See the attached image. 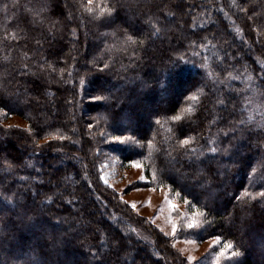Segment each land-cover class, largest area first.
<instances>
[{"label":"trees","instance_id":"obj_1","mask_svg":"<svg viewBox=\"0 0 264 264\" xmlns=\"http://www.w3.org/2000/svg\"><path fill=\"white\" fill-rule=\"evenodd\" d=\"M122 2L127 6L112 27L99 29L109 33L103 39L91 20L106 15L113 0H94L91 12L87 0H61L65 16L75 17L66 34L64 25L57 23L60 17L44 7L46 0H15V7L13 0H0V92L5 93L0 103V157H7L0 160V189H7L8 196L16 193L26 209H43L40 223L47 232L63 235L60 250L44 258L47 264H82L79 259L85 264H117L111 236L123 233L135 241L127 256L132 264L137 250L142 256L149 247L134 237L132 214L114 200L97 176L95 145L121 137L116 150L122 162L140 163L148 183L169 188L180 202L187 200L189 212L209 213L199 216L196 240L218 236L220 247L231 242L243 253L234 264H264L250 257L264 258V206L259 197L252 199L264 191V179L258 180L264 178L260 166L264 149L253 146L264 135V96L257 90L264 76L257 63L264 62V0ZM73 29L78 43L72 42ZM118 31L139 33L133 38L144 43H125V37L113 35ZM62 34L64 54L57 61L48 56L49 44L56 43L54 35L60 39ZM70 47L73 54H65ZM178 57L183 59L177 61ZM221 59L223 75L217 67ZM105 64L110 71H100ZM25 66L38 76L25 75ZM229 73L240 79H230ZM34 82L43 84V95ZM174 93L176 97H171ZM191 95L197 99H188ZM96 96L108 101L93 99ZM225 96L229 98L226 107L217 103V98ZM161 97L163 104L157 105ZM202 105L203 122H197L195 134L190 133L195 142L189 147L197 153L188 160L179 150L176 129L192 119L191 109L199 113ZM174 115L180 121H173ZM12 116L26 121L31 132L4 126ZM249 117L246 127L253 131H234L239 119ZM76 140L78 155L72 146ZM212 147L218 151H209ZM6 163L13 165L10 171L5 170ZM28 163L32 166L26 167ZM202 174L207 178L201 180ZM96 189L109 200H103ZM12 207L0 198V230L16 232L15 243L0 247V261L27 264L32 256L28 246H45L47 234L39 227L13 223ZM96 221L110 226L109 231H101L99 241L91 232ZM160 259L149 254L147 264H165Z\"/></svg>","mask_w":264,"mask_h":264},{"label":"rangeland","instance_id":"obj_2","mask_svg":"<svg viewBox=\"0 0 264 264\" xmlns=\"http://www.w3.org/2000/svg\"><path fill=\"white\" fill-rule=\"evenodd\" d=\"M235 13L238 12L235 11ZM73 50L74 48L70 47L65 54H73ZM176 95L177 93H174L171 97ZM161 100H163L162 97L156 104H163ZM3 125L29 130V124L18 116L6 119ZM47 138L45 137V141L48 142ZM102 142L95 145L99 181L108 189V193L113 195L114 200L124 204L132 214L130 225L135 233L134 237L148 245V253L152 258H161L160 260L165 264H217L216 253L222 248L220 242H214L216 237H208L202 241L195 239V235H199L200 232L201 219L196 216L194 227L191 229L187 227L188 222L193 220V213L186 208L188 204L185 201L180 202L178 195L173 194L169 188H154L150 185L146 179L144 167L140 163L122 162L120 153L116 150L122 141L106 138ZM78 143V140L75 143L72 142L76 155L79 154L80 149ZM102 145L107 147L104 148ZM141 176H144L143 181L140 179ZM101 177L103 180L100 179ZM262 179L264 178L261 176L258 180L262 181ZM96 191L103 200H109L101 190L96 189ZM133 204L135 208L132 207ZM169 204H174L175 208H170ZM173 225H175V232ZM192 230H198V233L193 235ZM123 236L126 237L125 233ZM164 248L167 252L163 250ZM230 256L231 252H227L219 259V264H234L233 261L236 259H229ZM250 257L264 260L259 256L256 257L255 254H251ZM79 262L85 264L86 261L79 259Z\"/></svg>","mask_w":264,"mask_h":264},{"label":"snow or ice","instance_id":"obj_3","mask_svg":"<svg viewBox=\"0 0 264 264\" xmlns=\"http://www.w3.org/2000/svg\"><path fill=\"white\" fill-rule=\"evenodd\" d=\"M94 3V0H87V10L89 12L92 11V5ZM13 6H18L15 3V0H13ZM127 5L122 2V0H113V3L107 8V14L106 15H101L99 17H93V19L91 20V23L95 25V27L98 30V34L99 37L103 38V39H107L109 36V33L107 32H99V29H107V28H111L113 23H114V18L116 16L119 15L120 11L122 9H124ZM44 7L50 11L52 16H57L60 17V20L57 21V23H62L64 25V34L67 33V25L71 22H73L75 20V17L72 14H69L67 16H65V8L64 5L61 3V0H46V3L44 5ZM103 7V6H101ZM3 10L5 12H7L8 10V5L5 4L3 6ZM241 11H246V9L241 8ZM25 23L27 24L28 22L25 21ZM79 24L76 25L77 28H79ZM62 34L60 36V39H56V36H53V39L56 40L55 44H49V47L52 49L51 51L48 52V56L51 58H55L57 61L59 60V58L64 54L63 53V48L65 47V44L63 43V40L65 38V35ZM72 37H73V43H78V40L76 39V29L72 30L71 33ZM113 35H119V36H123L125 37V43L131 42L133 44H143L144 42L141 41H137L133 38L134 35H139V33H134L131 35H126L124 32L122 31H118L117 33H113ZM39 41H37V44L39 45ZM171 59V58H170ZM183 59L182 57H178V60ZM177 61H173V64L175 65V63ZM257 63L259 64L260 68L262 70H264V62L261 61H257ZM224 64V60L221 59L219 61V64L217 65V67L220 69V75H223V72L226 70L224 68H222L221 66ZM51 66V65H49ZM204 67H207V64L205 63L203 65ZM105 69L107 70H111L109 68L108 64L104 65V68L101 69L100 71H104ZM39 71V70H38ZM24 74L25 75H32V76H38V72L37 73H29L27 71V66H25L24 69ZM209 75H211V73H209ZM229 78L232 80H238L240 79V76H233L231 73L228 74ZM248 80H252L251 76L247 77ZM38 80H42V77H38ZM83 82V81H81ZM221 83L223 84L224 82L221 81ZM34 87L36 88V90L43 95L44 94V86L42 83L40 82H34ZM225 87H227L225 85ZM257 90L259 91L261 96H264V76H262L260 78V83L259 85H257ZM188 99L191 100H196L197 97L195 95H191L187 97ZM93 99L96 100H104V101H108V97L105 96H96L93 97ZM5 101V93L4 92H0V103H3ZM229 102V98L228 97H223V98H217V103L220 105H224L225 107L227 106ZM204 110V106H201V112L197 113L195 109H191L190 111H192L194 114V116L192 117V119H190L187 124H184L183 122H181L180 125H178L176 132H177V139L179 140V150L181 151V155H187V159L191 160L192 156L195 155L197 153V149L196 148H190L189 146L191 144H193L195 142V138L194 136H191L190 133L195 134L196 133V129L197 127H199V123H202L203 121L201 120V114ZM110 115H115L114 113L109 112ZM171 119L173 121H180V117L179 116H172ZM252 120L251 117L248 118V120H244V119H239L236 122V126L234 128V131L239 130V131H253L252 129H249L246 127V125L248 123H250ZM199 122V123H197ZM157 123H159V121H157ZM91 126V125H90ZM31 132V130H29ZM261 131H264V129H261ZM36 133H32V135H35ZM182 137V138H181ZM59 139L63 140L65 139L64 137H59ZM113 140H120L121 141V137H113ZM43 143L47 144V141H44ZM50 146V145H49ZM253 146L258 148V149H264V135H261L259 137L256 138L255 142L253 143ZM37 148L41 147V145H36ZM209 151L216 153L218 151V149L216 147H212L211 149H209ZM227 149H225V153H227ZM200 155H203V150H201ZM0 160H4L7 161V157H0ZM26 167H31V163H28L25 165ZM260 166L264 167V151L261 152V160H260ZM189 167L192 168L193 172L196 171L194 165L189 164ZM13 168V165L11 163H6L5 166V170L6 171H10ZM212 170L210 169L209 172H211ZM256 171V168H253V172ZM77 175H79V173H77ZM207 177L204 176L203 174L201 175V180L206 179ZM21 179H24L23 177ZM101 180H103V177L100 178ZM141 181L144 180V176L140 177ZM200 182V180H198ZM7 189H0V198L4 199L5 201H7L8 204H11L13 207L12 209H10V212L14 213L13 216V223H19V225L23 226V227H39L40 229L44 230L47 234V240L45 242V246H40V245H35V246H28V251H30L32 253L31 258L29 259V261L27 262V264H47L46 260L44 258L51 256L54 252H58L60 250V248L63 246L64 244V238L63 235H56L53 234L51 232H47V229L45 228V226L43 224L40 223L39 217L44 215V211L43 209H41L39 212H35L32 209H26V205H24L18 195L16 193H13V196H8L6 195ZM246 195H249L248 193H245ZM33 195H37L36 193H33ZM73 195L72 193H69V196ZM257 197L260 198L261 201V206H264V191H259L257 192L255 195L252 196L253 200H256ZM239 199V198H237ZM47 202L51 203L52 202V197H48L47 198ZM66 203H71V200L65 201ZM185 203H188L187 200H185ZM133 208H135L136 206L133 204L132 205ZM170 208H175L174 204H169ZM16 209H19V211H16ZM31 212V214H29ZM209 213H205L203 211H200L198 213H193V220H190L187 224V227L189 229H191L192 227H194V223H195V217L198 216H206ZM210 223V221L208 222ZM110 226L109 225H105L103 223V221H96L95 222V227L91 228V232H92V236L94 239L96 240H101V231H109ZM173 231L175 232V225H173ZM111 240H112V248L117 256V264H128L127 262V256L131 254V249L133 247V245L135 244V241L132 239V237H125L123 235H112L111 236ZM16 242V232L14 230H9L8 232H4L2 230H0V247H8L9 245L13 244ZM215 243H219L220 242V237H216L215 238ZM80 245L83 247L84 246V242L80 241L79 242ZM236 247L235 245H233V243L228 242L225 243L223 245V247L220 249V251H218L216 253V262L217 264H219V259L223 256H225V254L227 252H231V256L229 257V259L232 258H236V257H240L242 256V252L239 248L236 247L235 251H232V249ZM121 255L124 256V260L121 261L120 257ZM92 257L93 259H97V255L95 252L92 253ZM149 259V254L147 252H145L142 256L139 253V250H137V255L134 256L132 258V264H138V260H139V264H147V261ZM0 264H9V262L7 260H3L0 261Z\"/></svg>","mask_w":264,"mask_h":264}]
</instances>
